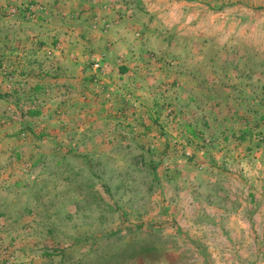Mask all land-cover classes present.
I'll use <instances>...</instances> for the list:
<instances>
[{
    "label": "rangeland",
    "instance_id": "rangeland-1",
    "mask_svg": "<svg viewBox=\"0 0 264 264\" xmlns=\"http://www.w3.org/2000/svg\"><path fill=\"white\" fill-rule=\"evenodd\" d=\"M5 34L0 264H264V0H0Z\"/></svg>",
    "mask_w": 264,
    "mask_h": 264
},
{
    "label": "crops",
    "instance_id": "crops-1",
    "mask_svg": "<svg viewBox=\"0 0 264 264\" xmlns=\"http://www.w3.org/2000/svg\"><path fill=\"white\" fill-rule=\"evenodd\" d=\"M28 20H32V19H28ZM5 23H7V22H5ZM29 30L30 29L27 30V33H28L27 35L28 36H25V40L31 42V41H34V39L36 38L35 37L36 35L35 36H32V35L29 36L30 35L29 34L30 33ZM5 36H6V39L5 38L2 39V46L0 47V57L6 58V57H9V56H13L14 57L16 55L17 56H21L22 55V52L20 51V48H18L19 46L16 45V40L13 39L12 40V43L11 44H8V38L9 37L7 36V34H5ZM6 47H8V52H6ZM27 51L29 53V51H30L29 48L27 49ZM35 87L39 88L40 87V84L39 83L36 84ZM45 88H46V86H45Z\"/></svg>",
    "mask_w": 264,
    "mask_h": 264
},
{
    "label": "trees",
    "instance_id": "trees-1",
    "mask_svg": "<svg viewBox=\"0 0 264 264\" xmlns=\"http://www.w3.org/2000/svg\"><path fill=\"white\" fill-rule=\"evenodd\" d=\"M221 131L224 134V130L222 129ZM254 133H255L254 128H253V126L250 125V127L247 126L244 129H240V134H237V132H236L234 134V137H236L237 139H240V141H243V140L247 139L250 135H254ZM256 133L258 135H261V139L260 140L262 141V145H264V132L263 131H256ZM225 137L228 138L227 135H225ZM215 140H216V142L219 141L217 139H215ZM215 140H214V143L212 142L213 146L216 145ZM55 163H58V162H55ZM8 201L9 200H7V199H2V202L0 201V204L5 205L6 207H8L9 206V202ZM30 205H31V203H29L27 206H25L24 210L30 212L32 210ZM49 253H51V252H49ZM60 253H62V252L60 251ZM48 255H51V254H48Z\"/></svg>",
    "mask_w": 264,
    "mask_h": 264
}]
</instances>
